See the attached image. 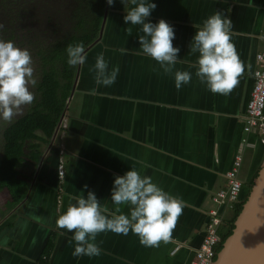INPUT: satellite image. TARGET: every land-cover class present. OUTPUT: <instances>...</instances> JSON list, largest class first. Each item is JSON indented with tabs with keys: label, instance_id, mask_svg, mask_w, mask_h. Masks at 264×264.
Listing matches in <instances>:
<instances>
[{
	"label": "crops",
	"instance_id": "obj_1",
	"mask_svg": "<svg viewBox=\"0 0 264 264\" xmlns=\"http://www.w3.org/2000/svg\"><path fill=\"white\" fill-rule=\"evenodd\" d=\"M154 2L148 19L163 18L174 26L173 46L180 52L173 71L188 70L191 80L177 89L173 74L143 53L140 26L123 20L133 6L130 0L108 5L102 36L86 50L67 100L64 127L48 144L41 143L38 162L28 156L16 167L24 183L20 200L0 188V264H188L205 234L209 211L221 213L223 223L232 215L233 209L212 196L225 188V173L237 154L242 155L240 199L245 196L264 152L256 131H243L255 54L264 51V0ZM214 12L231 20L230 38L242 62L238 83L226 95L209 91L195 75L198 53L189 49L194 32ZM99 53L109 69L119 67L110 86L96 83ZM129 168L184 201L170 239L147 247L131 231H105L96 236L99 255L73 256L72 234L56 219L89 190L111 214L113 178Z\"/></svg>",
	"mask_w": 264,
	"mask_h": 264
},
{
	"label": "clouds",
	"instance_id": "obj_2",
	"mask_svg": "<svg viewBox=\"0 0 264 264\" xmlns=\"http://www.w3.org/2000/svg\"><path fill=\"white\" fill-rule=\"evenodd\" d=\"M114 0H106L111 6ZM124 2V0H122ZM130 7L123 20L126 24L139 25V47L143 53L157 62L165 73H172L174 85L179 89L192 77L188 70H174L179 47L173 46L174 26L163 18L152 22L148 19L156 8L154 0H130ZM231 20L220 12H214L202 21L191 37L189 49L198 53L195 75L213 93L228 94L238 83L242 62L230 38ZM131 31V29H129ZM82 43L66 46L67 63L81 65L86 60ZM96 83L112 85L119 72L118 66L108 67L103 53L95 58ZM37 83L34 77L32 57L27 48L19 47L13 40L0 39V122H11L22 106L30 105L34 93L30 90ZM87 185H85V188ZM111 214L100 204L91 190L75 197L58 216L56 223L68 230L75 242L72 255L94 256L100 254L96 242L98 233L112 231L137 235L142 245L158 246L168 241L177 218L183 211L184 201L165 191L147 175L129 168L123 175H115L110 188ZM122 206L128 212L122 211ZM264 221L258 225L261 226Z\"/></svg>",
	"mask_w": 264,
	"mask_h": 264
},
{
	"label": "trees",
	"instance_id": "obj_3",
	"mask_svg": "<svg viewBox=\"0 0 264 264\" xmlns=\"http://www.w3.org/2000/svg\"><path fill=\"white\" fill-rule=\"evenodd\" d=\"M105 3L106 0H0V39L13 40L29 50L37 80L30 88L33 102L11 122H2L0 131V188H7L15 201L20 200L19 189L24 185L16 167L28 156L39 161L40 145L51 141L72 89L77 65L67 63L66 46L80 42L85 50L98 38ZM251 185L219 228V250L232 233Z\"/></svg>",
	"mask_w": 264,
	"mask_h": 264
},
{
	"label": "built area",
	"instance_id": "obj_4",
	"mask_svg": "<svg viewBox=\"0 0 264 264\" xmlns=\"http://www.w3.org/2000/svg\"><path fill=\"white\" fill-rule=\"evenodd\" d=\"M255 63L256 66L252 73L250 97L245 107L243 131L245 134L256 131L259 140L264 143V51H259L255 54ZM60 126L64 127L63 120ZM243 141L245 142L244 139ZM241 161L242 155L237 154L232 167L225 173V188L219 189L212 196L214 202H224L225 206L230 209H233L240 202L242 183L238 179L237 173ZM63 174V164L60 162L58 165V177L62 179ZM222 223L223 216L221 213L215 210L209 211L205 234L188 264H212L214 262L219 251L220 236L218 231Z\"/></svg>",
	"mask_w": 264,
	"mask_h": 264
},
{
	"label": "water",
	"instance_id": "obj_5",
	"mask_svg": "<svg viewBox=\"0 0 264 264\" xmlns=\"http://www.w3.org/2000/svg\"><path fill=\"white\" fill-rule=\"evenodd\" d=\"M107 10L108 4L105 3L99 36L89 47L102 36ZM79 68L80 65H77L69 97L75 89ZM62 120L63 115L58 121L53 139ZM261 221H264V156L257 175L253 179L248 196L234 221L232 233L222 243L212 264H264V224L257 228Z\"/></svg>",
	"mask_w": 264,
	"mask_h": 264
},
{
	"label": "rangeland",
	"instance_id": "obj_6",
	"mask_svg": "<svg viewBox=\"0 0 264 264\" xmlns=\"http://www.w3.org/2000/svg\"><path fill=\"white\" fill-rule=\"evenodd\" d=\"M25 106H26V105L22 106V108H24ZM22 108H21L19 114H17V115L14 116V117H17V116H19L20 114H22V112H23ZM14 117H13V118H14ZM1 126H2V122H0V131H1ZM18 167H19V166H18Z\"/></svg>",
	"mask_w": 264,
	"mask_h": 264
},
{
	"label": "bare ground",
	"instance_id": "obj_7",
	"mask_svg": "<svg viewBox=\"0 0 264 264\" xmlns=\"http://www.w3.org/2000/svg\"><path fill=\"white\" fill-rule=\"evenodd\" d=\"M226 208H228L227 206H225Z\"/></svg>",
	"mask_w": 264,
	"mask_h": 264
}]
</instances>
